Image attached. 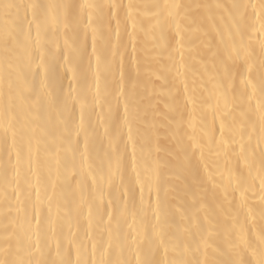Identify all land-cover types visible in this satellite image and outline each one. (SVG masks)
Instances as JSON below:
<instances>
[{
    "label": "bare ground",
    "instance_id": "obj_1",
    "mask_svg": "<svg viewBox=\"0 0 264 264\" xmlns=\"http://www.w3.org/2000/svg\"><path fill=\"white\" fill-rule=\"evenodd\" d=\"M15 2L135 6L126 27L123 11L116 10L121 21L118 40L114 35L115 22L106 26L95 12H92L90 22L81 14L78 20L53 24L40 37L41 45L52 50L59 65V81L54 91L49 90V95L59 98L53 115L68 120L73 127L80 124L83 115V131L77 138L81 150L85 132L89 137L84 157L77 154V162L82 163L85 169L83 200L91 202L96 190L102 189L104 199L98 203L103 209L108 199L119 200L123 189L129 185L134 188V215H126L119 230L129 237L139 233L143 243L139 251L134 245L121 251L113 240L111 258L126 260L130 264H136L137 258H145L148 252L146 237L151 236L156 225L153 209L158 191L167 211V235L182 238L193 249L187 259L205 262L218 258L214 248L224 238L225 230L233 226L238 231L243 225L246 238L259 246L258 237L264 228V219L260 215L264 206V170L261 166V147L264 144L259 143V96L249 102L250 108L248 104L244 105L243 110L248 113V119L244 120L240 115V91L246 75L243 62H234V78L228 82L223 78L224 68L217 54L223 53L226 45L239 39L235 35L229 39V32L234 34L229 6L235 3L259 6L260 0ZM172 4L188 6L181 9V15L186 14L187 19L179 20V30L168 17L170 9L166 6ZM157 5L159 7H155ZM248 16L245 41L259 60L261 43L264 42V18L258 9L253 16L251 8ZM161 34L165 39H161ZM97 57L100 58L99 64ZM121 57L123 77L120 75ZM228 63L233 64L232 61ZM136 68L139 69L138 76ZM39 79L38 76L37 84ZM221 84L228 85L227 103L221 94L224 89L218 87ZM65 97H68L69 110L60 117ZM42 101L46 107L48 96H43ZM40 111L41 104L24 106V114L29 118L39 115ZM9 150L13 151L11 147ZM31 156V168H21L20 188L16 192L21 201L28 197L29 216L34 206L42 222L51 217L53 226L57 228V239H61L59 228L62 226L65 238L70 228L72 239L84 240L86 246L87 237L96 242L101 233L104 241L109 239V233L115 236L118 231L116 219L110 224L106 216L102 221L95 219V206L82 202L80 187L76 183L69 186L65 182L62 167L66 157L64 151L47 154L44 142L38 145L33 140ZM6 163L7 155L0 149V166ZM101 168L105 178L111 176V182L101 179L96 186H91L92 177L101 175ZM25 173L27 184L24 183ZM13 180L11 166L7 176L0 167V243L6 222L4 217L17 215ZM240 191L244 192L243 202ZM141 198L143 211L140 210ZM90 208L94 217L91 227L88 223ZM112 214L118 218L114 210ZM202 237L208 241L206 252L200 243ZM32 239L35 240L34 234ZM48 243L53 244L51 236ZM64 243L66 246V240ZM198 244L200 251L196 252ZM52 254L54 256L55 252ZM72 256L75 259V245ZM155 258L167 264L175 254L169 251L165 255L160 249Z\"/></svg>",
    "mask_w": 264,
    "mask_h": 264
},
{
    "label": "snow or ice",
    "instance_id": "obj_2",
    "mask_svg": "<svg viewBox=\"0 0 264 264\" xmlns=\"http://www.w3.org/2000/svg\"><path fill=\"white\" fill-rule=\"evenodd\" d=\"M135 7L132 4H70V3H18L15 0H0V149L7 155V163L0 166L7 176L8 168L11 166L13 172V196L17 203L15 211L17 215L9 218L4 217L6 221L3 225L4 235L0 243V264H130L129 261L112 259L114 252L113 240L116 241L115 247L123 251L124 247L135 246L137 251L143 243L139 239V233L135 237L125 235L120 229L121 221L128 214H133L136 208L134 188L129 185L121 192V197L117 199H108L103 209L100 208L98 201L103 200L102 189H97L94 199L91 202L83 200L85 192V169L82 163L77 162V154L84 157L88 149L89 137L84 134V147L80 148L77 139L83 131V115H81L80 124L73 127L66 119H59L53 115L59 98L49 95V90H55V84L59 81V65L56 61L55 54L51 49H46L40 43L42 32H47L53 24H60L69 19H79L83 14L89 22L91 21L92 12L107 26L113 21L116 29L114 35L119 39L120 19L117 18L116 10H122L125 27L127 20L131 17V9ZM159 7V5L155 6ZM169 8L168 17H171L172 23L179 30V20L187 19V15H181V9L188 6L180 4L167 5ZM217 7H224L217 5ZM252 9L255 16L257 9L262 18H264V0H260L259 6L256 4L235 3L229 6L228 14L234 28V34L229 32V39L233 35L238 37V41H233L231 45H226L223 53H218L220 62L224 68V80L231 82L233 80L234 62L240 60L245 68V78L242 80L243 88L240 91V112L244 120L248 119L247 111L243 110L244 105L248 104L257 95L259 96L258 107L260 109L259 120L261 124L260 144H264V42L261 43V55L259 60L250 51L248 43L245 41V29L248 26L249 16L248 9ZM53 11L55 14H53ZM159 24L160 21L158 20ZM33 27H35V38H33ZM135 27V25H133ZM264 27V25H262ZM161 39H165L161 34ZM135 51V49L133 48ZM95 52V48H93ZM47 57V59H46ZM228 61L233 64L229 65ZM100 58L97 57L99 64ZM35 64V67H33ZM42 73V75H41ZM139 75V69H135ZM120 75L123 77V58L120 60ZM40 77L37 84V77ZM77 77L74 73L73 79ZM227 86L218 85L224 91L221 93L227 103ZM135 87V85H134ZM48 96L47 106L43 105V96ZM33 103L41 104L39 115L29 118L24 114V106ZM83 108V106H82ZM69 110L68 97L63 100V111L59 116L63 117L64 112ZM31 109L29 108V112ZM128 109L125 108L127 113ZM41 121L37 124L36 121ZM243 128V126H242ZM254 130V126H253ZM129 133L131 128L129 127ZM11 136V145L9 146V137ZM19 138V139H18ZM132 137L129 135V140ZM243 139V135H241ZM251 136H249V140ZM35 140L39 145L44 142V150L47 154H58L64 151L66 157L63 162V176L65 182L71 186L76 183L81 189L82 202L91 203L95 206V219L102 221L106 216L109 224L116 219L118 231L115 236L109 233V239L104 241L103 234L98 235L96 242L91 237H87L88 245L84 240L74 241L71 237L69 228L68 237L63 236V227L59 228L57 239V228L53 226L51 217L46 222H42L39 214L33 206L32 214L29 216L28 197L21 201L16 192L20 188L19 178L21 168H31L32 163V142ZM259 146V145H258ZM15 160L13 162V151ZM243 152V146L241 147ZM134 154V152H133ZM261 166L264 170V147H261ZM119 159V158H118ZM188 156H185V160ZM247 161V156H245ZM59 163V162H58ZM101 175L92 177L91 186H96L98 181L105 179L111 182V176H103V169H100ZM24 183L27 184V173L24 175ZM264 184V180H262ZM240 190V189H237ZM242 202L244 192L240 191ZM264 201V197H262ZM151 207V205H149ZM13 209L9 206V212ZM118 214L114 217L112 211ZM140 210H144V201L141 198ZM251 211V209H249ZM261 219H264V206L260 211ZM153 216L156 225L153 226L151 236L146 237L148 252L143 260L137 258L136 264H164V262L155 258L156 253L163 249L165 255L169 251L175 254V258L167 261V264H264V228L259 234V246L253 244L246 238L245 228L235 226L225 230L224 238L214 248L216 259L202 262L199 259L189 260L186 257L193 252L185 241L176 236L169 237L166 232L167 211L164 202L161 200L159 191L157 194L156 206L153 209ZM163 218V219H162ZM93 213L90 208L88 213V223L91 227ZM126 222V221H125ZM33 225L35 232L33 233ZM35 235V240L32 239ZM49 236L53 244H49ZM87 236V234H86ZM66 240V246L64 241ZM43 242V243H42ZM204 245L205 252L209 247L206 238L202 237L201 242ZM99 244V248L97 247ZM76 247V257L73 259L72 247ZM106 245V247H105ZM196 252L200 251L199 244L195 248ZM53 252L55 255L53 256ZM98 253V255H97ZM251 257V258H246Z\"/></svg>",
    "mask_w": 264,
    "mask_h": 264
}]
</instances>
